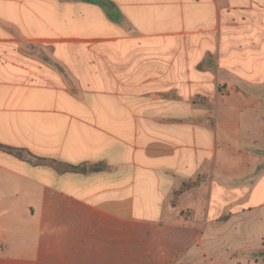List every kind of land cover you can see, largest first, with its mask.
Instances as JSON below:
<instances>
[{"label": "crops", "instance_id": "obj_1", "mask_svg": "<svg viewBox=\"0 0 264 264\" xmlns=\"http://www.w3.org/2000/svg\"><path fill=\"white\" fill-rule=\"evenodd\" d=\"M263 129L264 0H0V264H264Z\"/></svg>", "mask_w": 264, "mask_h": 264}, {"label": "rangeland", "instance_id": "obj_2", "mask_svg": "<svg viewBox=\"0 0 264 264\" xmlns=\"http://www.w3.org/2000/svg\"><path fill=\"white\" fill-rule=\"evenodd\" d=\"M255 257H257V258H259V259H261L263 261V259H264V252L263 253H255Z\"/></svg>", "mask_w": 264, "mask_h": 264}, {"label": "trees", "instance_id": "obj_3", "mask_svg": "<svg viewBox=\"0 0 264 264\" xmlns=\"http://www.w3.org/2000/svg\"><path fill=\"white\" fill-rule=\"evenodd\" d=\"M0 147H2V146H0ZM10 151H13V149H9Z\"/></svg>", "mask_w": 264, "mask_h": 264}]
</instances>
